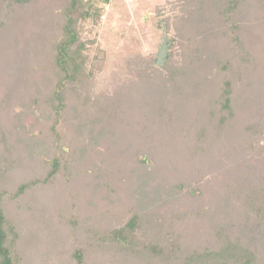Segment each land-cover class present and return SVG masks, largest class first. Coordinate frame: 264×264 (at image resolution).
Segmentation results:
<instances>
[{"label": "rangeland", "instance_id": "374dc122", "mask_svg": "<svg viewBox=\"0 0 264 264\" xmlns=\"http://www.w3.org/2000/svg\"><path fill=\"white\" fill-rule=\"evenodd\" d=\"M65 1L32 0L23 6L24 11L30 10L29 14L39 11L42 17H28V30L24 34L19 32L16 58L12 44H8L10 48L0 57V79L6 83L2 85L5 89H0V97L7 99L0 110V130L4 136L0 138L9 146L10 160L19 162L17 167L24 166L19 183L40 178L46 168L44 161L52 156L50 130L54 115L45 97L54 90L57 79L51 70V47L47 45L51 46L60 37L58 24L63 21ZM107 1L98 4L99 17L93 10L91 17L78 26L80 41L85 45L82 53L85 66L82 81L69 89L61 129L65 136L61 145L71 176L69 187L64 179L59 188L38 187L30 199L10 207L17 216L28 220L27 237L38 240L41 249L51 243L56 254L68 252V260H52L50 264H75L71 256L77 248L82 249L86 260L91 248L86 240L88 230L113 231L124 227L133 213L160 214L172 220L169 222L173 231L182 235L183 242L203 245L210 233L212 217L204 219L202 215L222 205L226 182L248 178L258 189L264 188L262 99H255L244 119L236 124L234 142L221 139L203 148L208 149L207 154L203 150L199 155H191L189 146L180 137L190 126L191 116L201 119L208 116L211 107L207 98L216 92L210 85L206 86L207 80L218 78L216 49L220 48L214 42L219 38L214 35H221L223 29L215 18L216 10L201 9V0ZM261 5L264 9V0ZM21 8L14 6L11 11L21 14L20 20L25 21L27 15ZM240 24L250 31L244 33L242 28L237 32L243 43L264 42V34L261 32L258 37L256 25L244 19ZM29 40L34 45L30 46ZM37 50L44 53L39 55ZM167 53L171 55L169 62L164 59ZM188 53L198 63L199 70L192 79L196 84L190 82L189 87H180L179 92L173 91L168 98L175 99V107H170L177 115L174 123L161 118L158 106L163 105L167 96L160 98L155 95L157 91L150 93L152 102H145V108L137 104L140 96L131 95L130 104L125 102L143 74L155 82V91L161 85L160 78H168L175 72ZM256 64L252 72L235 66V74L241 72L237 99L248 92L250 79H264V58ZM20 72L25 77L21 82L17 81ZM27 79L30 85L11 91L14 82L22 84ZM198 94L206 99L201 101ZM1 151H4L2 145ZM30 171L34 175L25 176ZM198 211L200 215L196 214ZM219 218L218 223L228 220L225 214ZM137 238L141 243L150 242L143 233ZM32 246L29 247L32 251L26 254V264H33L35 256L39 257L43 251L36 247L34 251ZM97 258L90 260L96 264H117L112 262L113 257Z\"/></svg>", "mask_w": 264, "mask_h": 264}, {"label": "trees", "instance_id": "16d2710c", "mask_svg": "<svg viewBox=\"0 0 264 264\" xmlns=\"http://www.w3.org/2000/svg\"><path fill=\"white\" fill-rule=\"evenodd\" d=\"M102 1L108 2L107 0ZM242 1H199L201 9L209 10L212 8L216 10L217 14L214 17L220 21L219 28L223 29V32L221 35L219 33L214 35L215 38H219L214 42L220 48L216 49L218 78L209 82L207 80L206 85L207 87L210 85L216 91H213L215 93L207 98V104L211 109L208 111V116L204 115L203 119L199 116H191L190 126L185 128L184 133L180 136L183 137L184 143L189 146V150H187L191 155H199L198 153L203 150H205L203 153L207 154L208 149L203 148L209 143L212 145L221 139L234 142L236 124L242 118L244 119L249 106L256 102L255 99L264 101V79L260 80L253 77L250 79L248 92L240 99H237L236 95L238 82L241 80V72L235 74L237 71L235 66L240 65L246 71L252 72L253 66H257V61L264 58V42L255 41L253 45L247 44L242 42L239 35H236L243 28L240 24L243 19L258 27V37L261 32L264 34L262 0ZM30 2L32 0H0V57L8 50V47L10 48L8 44H12L11 48L15 50L16 56L14 58L19 55L18 47L20 48L21 39L19 32L22 31L24 34L29 27V18H37L36 15L41 14L36 10V12L31 11L32 14H29L28 11L30 10L28 9L24 11V7ZM100 2L101 0H66L62 10L63 21L58 24L61 32L60 37L51 43V46L47 45V48L51 47V59L53 61L51 70L57 80L54 90L45 97V102L54 115V123L50 130L53 136L52 156L48 161H44L43 165L46 168L42 170V176L38 179L34 178L19 183V177L22 178L24 175V166L17 167L19 162L10 160L7 151L9 146L0 138V145L4 149L0 152V264H26L28 262V255L26 254L32 251V248L29 247L32 246L33 242L35 244L32 246L34 251L43 250L39 251V257L35 256L33 264H50L52 260L53 262L68 260V252L63 251V255H61L62 253L56 254L51 243L41 249V246H38V240L35 242L31 237H27L30 232V226L29 228L26 226L28 220L25 217H19V214L17 216L10 207L30 199L33 191L38 187L43 189L59 188L62 187V179L67 182L66 187H69L71 176L61 145L65 137L61 129L65 123L69 89L82 81L81 76H83L85 66V59L82 57L85 45L80 41L78 26L82 21L91 17L93 10H95V16L99 17L101 9L98 8V4ZM14 6H21L23 13L26 12L25 21L20 20L21 14H15L16 12L11 11ZM199 13L202 12L199 11ZM206 18L211 20L213 16H206ZM243 30L244 33H250L245 28ZM28 44L32 46L33 43L29 40ZM217 45L216 47H218ZM188 47L192 49L193 46L188 45ZM43 53L37 50V54L42 55ZM164 59L165 62L171 61V55L167 53ZM4 64L6 63L4 62ZM197 64L191 53H188L187 59L181 66L175 68V72H172L168 78H160L161 85L156 87L155 91H153L155 82L143 74L140 83L134 84L129 96L125 97V102L130 104L129 97L131 98V95L140 96L141 99H138L137 104L145 108V102L146 104L152 102L150 93L157 91L156 96L160 98L167 96V99H163V105L158 106L160 114H162L161 118L174 123L177 115L173 113L170 107H175L173 101L175 99L168 98L172 96L173 91L177 92L178 90L179 92L180 87H189L190 82L196 84L192 79L198 74ZM18 77L20 79L17 81L20 82L25 78L21 72ZM3 82L0 79V89H5L3 86L6 83ZM24 82L22 84L14 82L11 91L20 86L23 88L24 85L30 83V80L27 79ZM198 96L201 101L206 99L205 95L198 94ZM6 101L4 96L0 97V110L1 105L5 104ZM195 124L196 127H194ZM0 137H4L1 130ZM203 141H206L207 144H204ZM28 174L34 175L30 171L25 173V176ZM204 175L205 173H203ZM221 198L223 200L221 206L216 205L214 210L206 211L205 214L202 212L204 219L212 217L210 233L207 235L208 239H204L203 245L194 246L193 241L183 242L182 235L178 231L174 233L172 222H169L172 220L165 219L160 214L141 215L133 213L124 227L113 231L89 229L86 240L89 242L87 245L91 248L88 250L87 259H84L82 249L78 248L74 250L71 259L75 264H96L97 262L95 263L94 260L98 259L99 255L113 257L112 262L117 264H264V188L258 189L251 184L248 178L226 182L223 185ZM235 209L238 212H235ZM26 212H28V208ZM200 213L198 211L196 214L200 215ZM224 214L228 220L218 223L219 217ZM60 216L64 217V215ZM69 222L68 220V224ZM63 225H66L65 222ZM139 233H143L144 238L149 239L150 242L141 243L137 238ZM138 240L139 242H137ZM165 242L166 244H164ZM164 245L165 248H163ZM90 258H94L93 262Z\"/></svg>", "mask_w": 264, "mask_h": 264}]
</instances>
